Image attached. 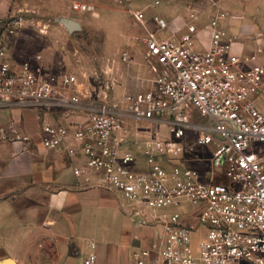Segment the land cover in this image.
I'll list each match as a JSON object with an SVG mask.
<instances>
[{
	"label": "built area",
	"instance_id": "built-area-1",
	"mask_svg": "<svg viewBox=\"0 0 264 264\" xmlns=\"http://www.w3.org/2000/svg\"><path fill=\"white\" fill-rule=\"evenodd\" d=\"M69 10L95 8L74 1ZM131 15L146 33L151 89L116 99L103 91L99 105L87 109L88 120L71 129L43 121V147L78 142L84 160L74 173L96 175L99 188L119 192L134 228L148 232L134 235L131 264H264V171L252 149L264 144V64L250 65L232 53L233 37L219 26L225 13L208 18L206 47L197 35V10H190L184 32L167 38L148 31L142 10ZM153 21L166 28L159 17ZM77 84L75 74L46 75L29 61L13 70L0 48V108L63 109L69 117L80 108V96L62 95L57 86L70 91ZM138 127L166 133L138 135ZM189 132L196 145L211 147L204 175L168 165L185 153ZM94 262L89 254L81 264Z\"/></svg>",
	"mask_w": 264,
	"mask_h": 264
},
{
	"label": "crops",
	"instance_id": "crops-1",
	"mask_svg": "<svg viewBox=\"0 0 264 264\" xmlns=\"http://www.w3.org/2000/svg\"><path fill=\"white\" fill-rule=\"evenodd\" d=\"M74 1L92 4L93 0H0V48L13 70L29 61L40 65L44 74L61 77L59 57L71 55L73 49L60 45L58 37L34 32L41 20L19 13L29 12L34 5L52 11L63 4H68L70 13L69 5ZM153 1L125 0L127 5L145 4L141 10L148 31L167 38L189 23L190 10L201 12V21H208L214 4L213 16L226 14L219 26L233 37L232 53L247 58L250 65L264 64V0H207L206 10L190 6L188 0H157L159 4L152 7ZM155 16L165 22L169 32L158 28ZM69 17L66 19L74 20ZM62 28L68 35L74 33ZM199 38L206 47L209 36ZM152 79L139 94L151 89ZM76 86L70 91L57 86V92L81 95ZM83 110L80 106L67 117L64 110L57 109L0 108V264H81L89 254L95 255L94 264H131L134 235L148 234L134 228L119 192L99 188L96 175L74 173V167L84 160L78 142L68 138L57 148L43 147V121L71 129L88 120V112L85 117ZM260 110L264 113L263 106ZM252 149L264 171V145H253ZM136 155L142 164V156ZM108 228L117 233L108 235L104 231ZM87 239L94 244L93 249L88 242L85 246Z\"/></svg>",
	"mask_w": 264,
	"mask_h": 264
},
{
	"label": "rangeland",
	"instance_id": "rangeland-1",
	"mask_svg": "<svg viewBox=\"0 0 264 264\" xmlns=\"http://www.w3.org/2000/svg\"><path fill=\"white\" fill-rule=\"evenodd\" d=\"M188 2L190 6L199 10H206L209 7L207 0H188ZM67 5L63 4L58 8L56 6L52 11L34 5L29 12H21L19 15L32 17L31 19L35 21L40 19L42 25L35 26L34 32L58 37L60 45L73 49L71 55L59 57L60 65L63 67L61 74L77 76L76 90L81 93L79 95L80 106L84 109L85 117L87 109L99 105L103 91H107L110 98L123 93L135 95L144 91L145 85L153 76L145 60L143 37L146 34L142 25L133 19L131 12L143 9L145 4L127 5L125 0L123 4L118 3L117 0H93L94 12L81 14H70L72 13L70 10L68 13ZM212 5L213 11L216 7L214 4ZM212 11L209 17L212 16ZM223 11L229 12L226 8H223ZM68 15L81 25V30L71 35H68L59 24V20ZM196 26L199 37L207 38L209 36L208 21H199ZM166 32L169 31L166 30ZM107 86H109L108 89H106ZM57 110L63 111V109ZM141 130L147 131L148 135L153 138H159L166 133L165 128L138 127V135ZM195 138L193 132L188 133L185 153L170 162L169 166L183 164L196 169L203 175L210 171L208 157L211 147L196 145ZM255 145L260 147L264 144ZM104 231H107L108 235L117 233L116 229L110 231V228ZM87 242L88 239L84 241L85 246ZM195 242L196 237L193 238V244Z\"/></svg>",
	"mask_w": 264,
	"mask_h": 264
},
{
	"label": "water",
	"instance_id": "water-1",
	"mask_svg": "<svg viewBox=\"0 0 264 264\" xmlns=\"http://www.w3.org/2000/svg\"><path fill=\"white\" fill-rule=\"evenodd\" d=\"M60 23L68 30V32L80 31V25L77 21L72 19L62 18Z\"/></svg>",
	"mask_w": 264,
	"mask_h": 264
}]
</instances>
